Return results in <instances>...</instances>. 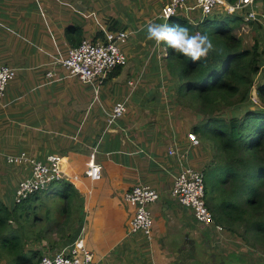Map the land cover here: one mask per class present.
Returning <instances> with one entry per match:
<instances>
[{"label": "crops", "instance_id": "obj_1", "mask_svg": "<svg viewBox=\"0 0 264 264\" xmlns=\"http://www.w3.org/2000/svg\"><path fill=\"white\" fill-rule=\"evenodd\" d=\"M155 1L157 0H105L106 4L103 6L100 3L91 5L90 0H67V6L73 8L71 10L65 5H57L56 0H0V66L7 65L18 72L14 80L16 85L12 86L11 83L7 90L11 92L8 99H5L9 105L0 107V132L6 120L16 130L32 124V129L38 132L36 139L22 141L28 143V146L11 143L10 147L1 148L4 140H0V161L5 168L4 172H0V178L7 185L11 183L9 186L14 189L29 173V166L8 165L3 156L21 152H26L38 160H45L51 154L61 156L64 172L62 180L72 183L84 200L85 223L79 237L84 239L86 246L93 252L97 264H190L197 259L194 250L191 251L192 254H188L189 242L198 245V241L208 242L207 239L211 236L208 228L199 227L192 212L172 196L173 185H158L163 178L171 177L175 180L183 167L198 169L193 158L199 154L198 148L203 141L197 133L201 144L198 147L192 146L188 134L192 132L198 119L197 122L188 121L189 118L185 120L183 108L173 102L175 91L162 87V81L168 72L163 70L160 51L161 48L165 49L158 35L163 34L167 22L158 17L160 9L157 8L154 12ZM160 1H163L162 7L169 2ZM136 4L139 6L137 9ZM139 10L141 21L136 16ZM77 13L81 14V18H75ZM65 18L70 19L63 20ZM112 19L119 21L122 26L132 27V30H127L134 32L130 37L133 38V52L120 75L109 81L108 92L101 93L100 98H97L100 101L99 109L95 112L97 115H90L87 114L86 107L92 106V96L88 91H74L76 82L67 79L60 68L57 67L55 78L62 80L54 84L48 83L46 74L53 70L51 65L55 62L49 49V35L56 36L54 33L59 30V35L66 32L68 27L64 22L72 20L73 24L70 26H79L82 29L83 35L79 41L94 40L99 32L95 26L103 22L110 24ZM84 28L88 29V36L85 35ZM62 38L68 49L73 47L67 41L66 35ZM126 71L129 72L130 80L121 88V99L128 98V111L109 128L106 112L122 101H114L113 93L119 81L127 78ZM132 72L135 73L134 76L130 75ZM130 82H136L135 89L130 88ZM73 99L76 100L75 107H79V111L72 108ZM18 104L21 107L19 111L16 110ZM2 110L5 115L1 114ZM73 110L84 113V126L82 123H72L70 115L65 117V113ZM160 114L168 115L163 117L164 122H149ZM66 118L67 123L64 122ZM149 123L154 125L148 126ZM57 125L63 133L60 134V140L55 139L46 144L37 143L41 141L42 134L44 135L40 129ZM182 128L187 134L179 136L178 131ZM90 141L92 144L89 147ZM92 146H95L96 151L95 162L102 166L100 181H92L86 175L92 158ZM171 152H177V155H170ZM15 170H18V175L14 174ZM139 185L151 186L160 194L159 201L150 206L155 226L159 224V229L163 232L169 227L170 230L174 228L172 234L178 230L190 234L182 244H178L177 238L173 241L163 239L160 242L153 240V236L146 240L143 235L127 234V225L134 210L125 202L124 197L126 192ZM11 195L14 199V193ZM228 235L232 236L230 233ZM223 239L230 240L224 235L217 236L211 247L218 245L219 241L224 242ZM143 242L148 246L145 249L140 244ZM72 244L51 242L47 247L41 244L42 247L37 250L42 256L59 253ZM208 245L210 246L209 242ZM252 252L257 255L256 251ZM218 255L225 259L228 253L222 252ZM235 255H232L230 264H236L237 258L243 259L240 257L242 255ZM248 256L243 255L244 258ZM258 262L261 264L259 260L249 264Z\"/></svg>", "mask_w": 264, "mask_h": 264}, {"label": "trees", "instance_id": "obj_2", "mask_svg": "<svg viewBox=\"0 0 264 264\" xmlns=\"http://www.w3.org/2000/svg\"><path fill=\"white\" fill-rule=\"evenodd\" d=\"M214 15L198 24H192L184 16H175L167 22L163 34L158 35L167 52L166 78L175 81L168 89L176 93L175 104L195 109L198 123L192 132L199 133L203 142L212 145V166L204 175L206 202L216 224L242 238L254 251L264 252V80L261 78L264 38L256 36L252 45L246 46L234 34L242 22L254 26V30L261 28L263 35L264 27L256 21L246 22L237 13ZM218 17L222 20L216 21ZM108 25L107 32L130 28L113 19ZM104 33L99 31L94 40L102 38ZM65 35L73 47L82 42L79 38L83 32L79 26L68 27ZM121 70L115 69L107 80L119 76ZM62 74L68 77L65 72ZM61 80L47 79L53 84ZM254 88L257 91L255 103L252 102ZM54 184L60 187L65 212L70 214L71 202L80 196L79 192L68 181ZM39 198L40 193H36L12 208L0 198V258L10 256L9 264L40 262L41 252L35 247L27 252L21 249L19 235L22 233L12 225H18L22 214L19 206ZM37 220L36 217L34 222ZM82 228L83 222L76 228L72 243L78 239ZM235 261L236 264L253 262L248 258Z\"/></svg>", "mask_w": 264, "mask_h": 264}, {"label": "built area", "instance_id": "obj_3", "mask_svg": "<svg viewBox=\"0 0 264 264\" xmlns=\"http://www.w3.org/2000/svg\"><path fill=\"white\" fill-rule=\"evenodd\" d=\"M258 0H237L231 4L228 0H169L160 11L159 18L168 22L171 18L185 12L186 18L196 24L193 16L200 10L204 17L211 16L221 7L229 14L245 13L247 21L262 23L261 16L256 11ZM192 16V17H191ZM134 34L129 30L105 32L97 40L84 39L79 46L68 49L66 57L56 60L52 66H60L70 77H77L82 83L90 84L97 79L104 80L117 68L128 65V57L122 46ZM17 69L7 65L0 66V102L5 97L9 85L17 78ZM48 79H55L56 68L47 72ZM132 85L133 83L130 82ZM255 102L257 100L253 99ZM128 100L114 105L106 112L107 126H114L128 111ZM193 147L200 146V139L195 132L188 134ZM95 153L92 154L86 175L92 181L102 179V166L95 162ZM170 155H177L171 152ZM8 165L29 166L28 175L21 179L14 191V204H21L30 196L48 190L54 183L64 179L62 170L63 158L51 154L45 160H38L34 156L21 152L5 157ZM172 196L186 209L192 212L194 220L201 223L208 230L222 235L224 228L216 224L213 213L206 202V188L204 172L193 167H183L176 175L172 188ZM160 199L159 192L151 186L139 185L126 192L124 200L133 208L129 236L143 235L151 239L154 219L150 206ZM39 264H97L93 252L86 246L82 237H79L71 246L59 253L42 255Z\"/></svg>", "mask_w": 264, "mask_h": 264}, {"label": "rangeland", "instance_id": "obj_4", "mask_svg": "<svg viewBox=\"0 0 264 264\" xmlns=\"http://www.w3.org/2000/svg\"><path fill=\"white\" fill-rule=\"evenodd\" d=\"M56 1H57V5H59V6L65 5L66 8L73 10L72 7L67 6V4H68L66 2L67 0H56ZM164 1H168V0H164ZM90 3H91V5L92 4L94 5V3H97V4L100 3L103 6L106 4L105 0H90ZM162 3H163V1H160V0H157L154 2V12H155V10H157V8L161 10L162 5H163ZM138 7L139 6L136 4V9ZM256 11L261 16V20H262L261 26L264 27V3L262 2V0L258 1L257 5H256ZM227 13L228 12L222 10L221 7H219V8H217V11L214 12L213 14L220 15V16H227ZM237 14L240 16H243V18L245 19L246 22H249L246 19L247 17H246L245 13H237ZM179 15L186 17L185 12H181ZM136 16H138L139 21H141L140 10H139V12L137 11ZM203 17H204V15L200 10L196 11L195 15L193 16V18L197 24L200 23V21H202L204 19ZM75 18H81V14L77 13ZM148 18L149 17H147V19ZM68 19H70V18H65L63 20H68ZM221 20H222V17H218V19L216 21H221ZM64 23H67L66 27H69L70 25L73 24L72 20H70L69 22L65 21ZM95 28L97 31L107 32L109 30L107 22L97 24L95 26ZM163 28H164V25H163ZM253 28H254V26L252 27L250 24L242 22L241 25L236 27L234 34L236 36H238L239 38H241L246 46H251L253 39L256 36H259V38L261 40H263V38H264L263 32L260 30L261 28L259 30H254L255 28L254 29ZM129 29L132 30V27H130ZM87 31H88V29L86 30V34H85L86 36L89 35V33ZM59 32H61V31L59 30L58 32L54 33L55 35L57 34L56 36H54L52 34L49 35V42H50L49 43L50 44L49 49H50V52H52V54H53V59H54L53 61L62 59L64 57H66L68 54V46H65V40L62 38V37L65 38V31H63L61 33V35L58 34ZM197 37H198V35H197ZM132 39L128 40V42L122 46L123 50L125 51V53L129 59H130V54L133 52L132 46H131V40ZM160 42H161V40H160ZM262 43H263L262 48L264 49V41ZM160 54H162L163 70H165L164 66L166 65V62L164 59L165 58L164 55L167 54V52H165V50H163V48H161ZM57 67L60 68L61 73L64 72V69L62 67L52 66V68H56V69H57ZM126 72H127V78H124V80H120L119 83L115 86V91L113 93L114 101H117V100L119 101L121 99V95H122L121 88L123 85L127 84V82L130 80L128 78L129 72L128 71H126ZM165 72H167V71L165 70ZM130 75L134 76L135 73L132 72ZM261 78H263V80H264V69H263ZM67 79H73L76 82V84L73 87L74 91H78V92L79 91L80 92L88 91L90 93V95L92 96V101H94V102H93L92 106H90V108H88L89 106L86 107V109L88 111L87 114H89V113H90V115L96 114L95 112L98 111L99 103H100V101L99 102L97 101V98H100L101 93L108 92L110 80H107L108 78H106L105 80L97 79L90 84H84L77 77L68 76ZM170 83L171 84L175 83V81H173L172 79L167 80L165 78L162 81V87L164 86V88L165 87L168 88ZM12 84H13L12 86H15L16 81L12 82ZM125 87L126 86H124V89H125ZM130 88L135 89L136 88V82H133V84L130 85ZM138 90L139 89H137V91ZM7 92L8 91H6V94H5V96L7 95V97H4L1 100L0 107L3 106V108H4L5 104L7 106L9 105L6 102V100L8 99V94H10L11 92L10 93L9 92L7 93ZM97 92H98V94H97ZM97 95H98V97H97ZM174 96L176 99V95H174ZM126 99H128V98L121 99L122 100L121 102H123ZM75 101H76L75 99L72 100V108H74L76 111H79L80 108L75 107V104H77ZM169 101L170 100H167V102H169ZM252 102L255 103L253 99H252ZM116 104H118V103H116ZM177 106L179 107V105H177ZM110 108L107 111H109ZM20 109H21V107L18 104L16 110L19 111ZM183 112L185 113L183 115L184 119L189 118L188 121H196L197 122V112L195 111L194 108H192V107L186 108L185 107V108H183ZM1 114L5 115L3 110L1 111ZM9 114L11 115L13 113H9ZM146 114H147V112H146ZM64 115H65V117H68V115H70L72 123H74V122H76L78 124L82 123L84 126L85 115L83 112L77 113L73 110L71 113H68V114L65 113ZM166 115L167 114L157 115L155 117V120H151L149 122H154V123L161 122L162 123V122H164L163 117H165ZM168 115H169V113H168ZM82 116H84V117L82 118ZM0 122H1V120H0ZM64 122L67 123V118L64 120ZM61 123H63V120L61 121ZM154 123L153 124L149 123L150 125H148V126H152V125H154ZM103 126H104V123H103ZM32 127H33L32 124H27L26 126H21V128L19 130H16L15 128H12V126L10 125L8 120H6L4 122V126L1 127L2 132H0V135H1L0 140H4V145L1 148L10 147L9 145H11V143H16V144L28 146V143H22V141L25 139H27V140L36 139V137L38 136L37 130L32 129ZM39 131L44 132V135L42 134L43 137L41 138V141L37 142L38 144H46V142L52 143L55 139L60 140L62 137L60 134H63L61 127H58V125L56 127L55 126L49 127L48 129L43 128V129H40ZM182 134H187V132L185 131L184 128H182V130L178 131L179 136ZM65 135L67 136V134H65ZM68 136H71V135H68ZM73 136H75V135H73ZM62 139H64V138H62ZM90 144H92L91 141L88 142L89 147H90ZM201 145L202 146H200L198 148L199 154L193 158V163H194V165L198 164V169H202L203 172H206L212 166L214 151H213L212 145L210 143L203 142ZM89 149H91V148H89ZM94 149H95V146H92V149H91L92 151H91L90 156L95 151ZM203 153L205 154V156ZM5 157L6 156H3L2 158H5ZM1 164L2 163L0 161V165ZM4 170H5L4 166L1 165L0 166V172L2 173V172H4ZM12 170H14V169H11V171ZM14 174L18 175V170H15ZM157 180L159 181L158 178H157ZM9 185H11V183L7 185V184L3 183L2 179L0 178V198L2 199V202H4L8 207L12 208L14 206V200H13V195H11V193H14L15 187H14V189H12L13 187H10ZM158 185L159 186H163V185L172 186V185H174V179L171 177L163 178L158 183ZM59 188L60 187L57 184H54L48 190L41 192L40 198L37 201L31 200L27 203H24V205L19 206V211L22 214L18 218V221H17L18 225H16L15 223H12V225L15 226L14 228L16 230L19 229L20 233H22L21 235L18 234L20 237L19 243H20L21 249H25V252H27L30 249V247H35L36 249H39L42 247V246H40L41 244H45L46 247L50 246L51 242L54 244L55 243H58V244L72 243V240H73L72 238H73V235H75L74 233H75L76 228L82 222H83V224L85 223V216L83 215L84 200L81 199L80 196L78 198H75L71 202V210H70L71 213L68 214L65 212L66 211L65 210V208H66L65 200L59 195ZM205 188H206V185H205ZM206 200H207V195H206ZM133 216H134V213L132 214V217ZM36 217L39 220L34 222V219ZM67 220H68V223H66ZM184 220H185V218H184ZM198 224H199L198 225L199 227L203 226L201 223H198ZM176 228H179V227H176ZM157 229H159V224H157V226H155V225L153 226L152 236H153V240L160 241V242L163 239L164 240L168 239V241H173L174 238H177L178 244H182L183 241L185 240L186 236L190 235V234H185L184 230H181V231L178 230V232L172 234L174 231V228L172 230H170L169 227H167V230L164 232L161 231L160 229L157 232ZM129 230H130V222L127 225V233ZM208 231L210 232V235H211L210 239H207L210 246L208 245V242L201 243L200 241H198V245H195V250H194V253H196L195 258L197 260L192 261L190 264H230L233 260L232 255H235V254L237 256L242 255V256H240L241 258H244L243 255L248 254L249 256L246 258H248L249 260H251V261L259 260L261 264H264V257H262V256H264V252L258 250V251H256L257 252V255H256V253L252 252V250H254V249L248 247L242 238H240L234 234H231L232 236H229L228 235L229 232L227 233L225 228H224V233L222 235L216 234L213 230H208ZM223 235L226 236V239H230V240L223 239L224 242L219 241L220 243H218V245L211 247L212 245H214L213 241L217 240V236L222 237ZM139 236H142V235H139ZM65 238H67L66 242H65ZM144 238L147 240L146 237H144ZM27 244H29L30 246H28ZM140 244L144 249L148 247L144 242L140 243ZM216 248H218V249H216ZM176 249L171 248V250H176ZM168 251L171 252L170 250H168ZM222 252L228 253L227 258L224 259L223 257L218 255L219 253H222ZM192 253L193 252H191V251L188 252V254H192ZM3 254L10 255L9 253L7 254L6 251H3ZM253 254L255 256H252ZM9 257L10 256H8L7 259L1 257L0 258V264H9L11 262L10 261L11 257H10V260H9ZM261 258H262V260H261ZM190 260H192V259H190ZM258 264H259V262H258Z\"/></svg>", "mask_w": 264, "mask_h": 264}, {"label": "water", "instance_id": "obj_5", "mask_svg": "<svg viewBox=\"0 0 264 264\" xmlns=\"http://www.w3.org/2000/svg\"><path fill=\"white\" fill-rule=\"evenodd\" d=\"M253 97L256 98L257 97V91L256 88L253 89ZM257 99V98H256ZM192 243L191 241L189 242V244ZM192 250H195V245H192Z\"/></svg>", "mask_w": 264, "mask_h": 264}, {"label": "flooded vegetation", "instance_id": "obj_6", "mask_svg": "<svg viewBox=\"0 0 264 264\" xmlns=\"http://www.w3.org/2000/svg\"><path fill=\"white\" fill-rule=\"evenodd\" d=\"M192 245H193L192 243L187 245V248L189 249V251H192Z\"/></svg>", "mask_w": 264, "mask_h": 264}, {"label": "clouds", "instance_id": "obj_7", "mask_svg": "<svg viewBox=\"0 0 264 264\" xmlns=\"http://www.w3.org/2000/svg\"><path fill=\"white\" fill-rule=\"evenodd\" d=\"M259 1V0H258ZM258 1H257V3H258ZM257 5V4H256Z\"/></svg>", "mask_w": 264, "mask_h": 264}]
</instances>
